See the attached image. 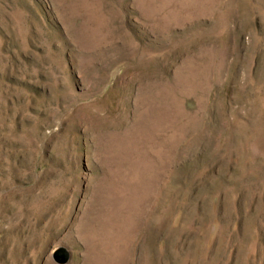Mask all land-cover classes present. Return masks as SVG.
<instances>
[{"label": "rangeland", "instance_id": "374dc122", "mask_svg": "<svg viewBox=\"0 0 264 264\" xmlns=\"http://www.w3.org/2000/svg\"><path fill=\"white\" fill-rule=\"evenodd\" d=\"M264 264V0H0V264Z\"/></svg>", "mask_w": 264, "mask_h": 264}, {"label": "water", "instance_id": "95a60500", "mask_svg": "<svg viewBox=\"0 0 264 264\" xmlns=\"http://www.w3.org/2000/svg\"><path fill=\"white\" fill-rule=\"evenodd\" d=\"M69 259V253L65 249H60L55 254V260L57 263H66Z\"/></svg>", "mask_w": 264, "mask_h": 264}]
</instances>
